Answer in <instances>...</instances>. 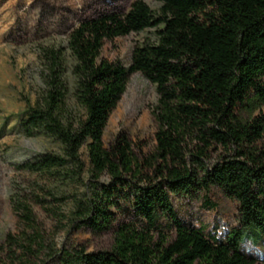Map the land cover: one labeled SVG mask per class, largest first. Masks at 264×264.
Wrapping results in <instances>:
<instances>
[{
	"label": "trees",
	"instance_id": "16d2710c",
	"mask_svg": "<svg viewBox=\"0 0 264 264\" xmlns=\"http://www.w3.org/2000/svg\"><path fill=\"white\" fill-rule=\"evenodd\" d=\"M157 1V10L135 0L127 12L84 19L67 47L41 49L44 85L20 132L58 150L17 165L51 200L10 195L25 225L23 238L6 239L13 262L38 264L33 258L45 253L42 264H260L242 243L264 244V0ZM146 29L154 36L132 50L129 65L101 58L105 41ZM135 72L157 91L148 151L124 132L103 139ZM213 188L238 206L239 227L225 238L181 219L173 203L208 198ZM31 200L56 217L48 203L68 204L71 229L112 232L111 247L46 243Z\"/></svg>",
	"mask_w": 264,
	"mask_h": 264
},
{
	"label": "rangeland",
	"instance_id": "374dc122",
	"mask_svg": "<svg viewBox=\"0 0 264 264\" xmlns=\"http://www.w3.org/2000/svg\"><path fill=\"white\" fill-rule=\"evenodd\" d=\"M133 1L0 0V264H18L12 261L6 239L9 234L23 238L25 233V225L13 210L10 195L15 191L30 194L34 199L39 196L51 200L39 189L38 184L43 182L36 175L17 168L18 163L45 151L58 150L57 144L49 138L26 137L20 132L27 103L35 100L44 85L41 49L46 46L67 47L69 33L82 20L109 11L127 12ZM144 1L154 10L159 7L157 0ZM153 36V30L146 29L105 41L101 58L129 65L132 50ZM156 103V85L142 73H133L125 93L110 115L103 136L105 144L124 132L134 141L135 147L144 151L152 149L157 129L153 113ZM83 157L88 165L86 149H83ZM208 198L204 194L174 196L173 203L181 219L192 225L205 226L207 233H218L225 238L227 232L239 227L237 203L218 188H213ZM31 204L37 217V229L46 243H53L56 247L63 244L85 246L90 252L111 247L112 232L95 234L88 228L71 229L68 204L48 203L56 207L59 217L45 212L35 200H31ZM255 242V238L251 241L248 237L242 247L259 254V263L264 264V244H260L258 251L253 247ZM45 258L44 253L33 261L42 264ZM48 263L59 264L57 261Z\"/></svg>",
	"mask_w": 264,
	"mask_h": 264
}]
</instances>
